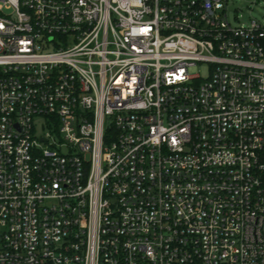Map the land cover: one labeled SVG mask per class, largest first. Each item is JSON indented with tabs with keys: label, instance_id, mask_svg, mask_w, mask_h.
<instances>
[{
	"label": "built area",
	"instance_id": "built-area-1",
	"mask_svg": "<svg viewBox=\"0 0 264 264\" xmlns=\"http://www.w3.org/2000/svg\"><path fill=\"white\" fill-rule=\"evenodd\" d=\"M228 2L0 0V264H264V21Z\"/></svg>",
	"mask_w": 264,
	"mask_h": 264
},
{
	"label": "rangeland",
	"instance_id": "rangeland-1",
	"mask_svg": "<svg viewBox=\"0 0 264 264\" xmlns=\"http://www.w3.org/2000/svg\"><path fill=\"white\" fill-rule=\"evenodd\" d=\"M226 11L234 26L241 22H249L251 19L264 21V0H229ZM190 71H198L200 76L206 78L208 66L206 63H198L196 66L190 67Z\"/></svg>",
	"mask_w": 264,
	"mask_h": 264
}]
</instances>
